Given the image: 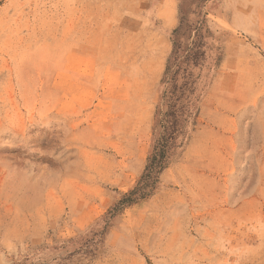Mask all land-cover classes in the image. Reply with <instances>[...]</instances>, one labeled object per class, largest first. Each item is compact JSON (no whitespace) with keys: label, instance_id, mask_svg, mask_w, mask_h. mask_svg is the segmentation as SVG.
I'll return each mask as SVG.
<instances>
[{"label":"rangeland","instance_id":"rangeland-1","mask_svg":"<svg viewBox=\"0 0 264 264\" xmlns=\"http://www.w3.org/2000/svg\"><path fill=\"white\" fill-rule=\"evenodd\" d=\"M200 20L197 116L118 210ZM0 264H264V0H0Z\"/></svg>","mask_w":264,"mask_h":264},{"label":"trees","instance_id":"trees-1","mask_svg":"<svg viewBox=\"0 0 264 264\" xmlns=\"http://www.w3.org/2000/svg\"><path fill=\"white\" fill-rule=\"evenodd\" d=\"M185 21L186 18L181 16L179 26L173 33L175 38L181 35ZM203 23V20H200L199 26L194 29L197 42L195 41L193 47L184 49L174 38L173 50L162 80L166 85L162 95V107L165 110L159 114L158 138L137 187L121 201L118 210L125 204L131 205L152 195L159 182V176L168 166L172 152L178 148L188 125L197 116L198 110L194 101L197 82L193 78L192 70L200 66L199 59L203 56L201 43H198Z\"/></svg>","mask_w":264,"mask_h":264}]
</instances>
